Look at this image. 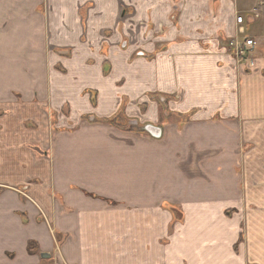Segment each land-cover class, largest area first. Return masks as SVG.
I'll return each mask as SVG.
<instances>
[{"label": "crops", "instance_id": "crops-1", "mask_svg": "<svg viewBox=\"0 0 264 264\" xmlns=\"http://www.w3.org/2000/svg\"><path fill=\"white\" fill-rule=\"evenodd\" d=\"M44 1L0 0L6 46L37 71L19 112L42 126L1 121L0 264H264V216L241 212L264 183L237 165L264 144V0ZM251 9L246 70L227 41ZM43 106L65 108L58 130ZM133 117L163 137L120 129Z\"/></svg>", "mask_w": 264, "mask_h": 264}, {"label": "rangeland", "instance_id": "rangeland-1", "mask_svg": "<svg viewBox=\"0 0 264 264\" xmlns=\"http://www.w3.org/2000/svg\"><path fill=\"white\" fill-rule=\"evenodd\" d=\"M238 4L243 3L248 6L252 3L251 0H238ZM52 4H49L48 0H45L41 5L40 9L47 10L49 6ZM241 5V4H240ZM253 8V7H252ZM259 11H256L254 9H251L248 11H242L239 10L234 16L243 15L244 16V26H245V35H249V37L252 36L251 30L247 29L251 25L255 23V20H257ZM249 14L251 17V20L246 17V15ZM255 19L253 20V18ZM248 19V20H247ZM237 26V25H236ZM238 27H235V30L237 31ZM235 31V32H236ZM236 35V34H235ZM12 36V33L7 32H0V131H1V121H19L22 126H24L27 130H36L40 129L42 126H40L38 123V120H35L33 118H26L23 116L22 112H19V107H25L28 108L27 101L25 97L22 95V92L18 90L17 83H18V77L20 78L19 82H24L27 84L31 80L32 73L37 72L35 70V65L33 64H27V63H18L16 61V56L13 53H16V48H9L6 46V43H9L10 37ZM48 38V34L46 35L45 39ZM257 47V46H256ZM53 47L46 43V50L49 53L53 52ZM256 50V48H255ZM254 51V56L256 57V51ZM48 68H50V63L47 62L46 65H44ZM251 70V69H249ZM23 78V79H21ZM45 106V105H44ZM42 107V125L46 126L44 129L48 130H58L59 127L56 126L58 124L59 117H63L66 113L65 108H62L63 111H58L54 109ZM143 112V111H142ZM25 115V113H24ZM138 118L139 117H133ZM136 119H127L125 124L120 125V129L126 130V131H136L141 132L147 136L153 137L148 131L145 130V127L143 125V122L135 123ZM134 121V122H133ZM140 121V120H139ZM157 126L161 127L163 129V135L166 129V124L164 127V124L161 123H155ZM162 135V137H163ZM161 137V138H162ZM155 138V137H154ZM29 147L36 148L34 145L29 144ZM39 148V147H38ZM40 149V153L44 154L45 149ZM244 150L242 151V158L239 161L238 167L240 171H242V180L244 183H264V144L258 145L257 149L255 145L252 144L244 145ZM45 155V154H44ZM247 170V172H246ZM258 172V174H256ZM240 210L237 208L230 209L228 211L229 215L238 213ZM242 216L244 217H250V216H264V206L258 207L253 206L252 204H249L246 208H243L241 210ZM179 213V212H178ZM177 213V215H178Z\"/></svg>", "mask_w": 264, "mask_h": 264}, {"label": "built area", "instance_id": "built-area-1", "mask_svg": "<svg viewBox=\"0 0 264 264\" xmlns=\"http://www.w3.org/2000/svg\"><path fill=\"white\" fill-rule=\"evenodd\" d=\"M236 25L238 26V32L236 35H233L228 38V50L234 56L236 64L246 70L254 69L257 67L256 57L254 56V51L257 46V41L252 37L245 35V26H244V16H236ZM139 116V115H137ZM136 119L138 118H131ZM148 124L156 125L153 122H143L144 127Z\"/></svg>", "mask_w": 264, "mask_h": 264}, {"label": "water", "instance_id": "water-1", "mask_svg": "<svg viewBox=\"0 0 264 264\" xmlns=\"http://www.w3.org/2000/svg\"><path fill=\"white\" fill-rule=\"evenodd\" d=\"M135 123L137 122L135 121ZM145 130L148 131L155 138H161L163 135V129L157 125L148 124L145 126ZM43 256L50 257V255L48 254H45Z\"/></svg>", "mask_w": 264, "mask_h": 264}]
</instances>
